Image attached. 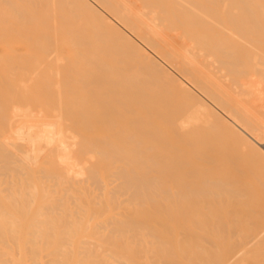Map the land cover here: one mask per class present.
<instances>
[{
    "label": "bare ground",
    "instance_id": "obj_1",
    "mask_svg": "<svg viewBox=\"0 0 264 264\" xmlns=\"http://www.w3.org/2000/svg\"><path fill=\"white\" fill-rule=\"evenodd\" d=\"M195 1L0 0V254L11 255L4 264H26V255L32 264L263 260L264 107L261 115L257 109L264 93L257 78L264 77V42L250 33L264 26L252 28L249 16L250 28L220 21L217 43L215 24L211 32L202 25L213 36L201 38L195 24L198 40L189 31L199 20ZM241 2L254 16L247 4L257 2ZM167 30L192 43L174 44ZM209 60L219 65L209 68ZM240 61L254 67L249 78L252 69ZM220 65L239 77L222 68L216 74L227 78L217 82L209 74ZM212 80L225 83L215 91ZM87 81L109 87L86 93ZM227 81L239 83L228 87L234 96L257 97L255 113L245 92L253 111L245 99H231ZM236 100L244 105L235 108Z\"/></svg>",
    "mask_w": 264,
    "mask_h": 264
},
{
    "label": "rangeland",
    "instance_id": "obj_2",
    "mask_svg": "<svg viewBox=\"0 0 264 264\" xmlns=\"http://www.w3.org/2000/svg\"><path fill=\"white\" fill-rule=\"evenodd\" d=\"M135 1H136V2H135ZM194 1H195V0H194ZM196 1H197V0H196ZM196 1H195V6H196V5H198V6H196V7L194 6V7H195V8L199 7V11L197 12V10H196L194 7H193V8H190L193 12L196 10L195 12L197 13V14H196V15H197L196 18H195L194 15H192L191 17H192V18L194 17L196 20L199 19V20L197 21L198 24H197V22L194 23L195 21L192 22V23H190L191 20L189 21V23H190L189 25H190V26H191V24L194 23V25L191 26V27L189 28V31L191 30L190 32L193 31V32L195 33V34L191 33L193 37L197 35L196 32L194 31L195 28H198V30L196 29V31H198V33H202V34H203V36H202V34H201V35L198 34V35L200 36V38H201V37H205V36H207V37L210 36V37H211V35L213 36V34H214L215 36H214V37H211L212 41L216 38V39H215V42H217L216 40H218V42H219V35H222V34H220V32H222L221 30H222V28H223V27L221 28L222 25H220V23H221V24H224L225 22H223V21H226V23L224 24L225 27H230L231 25L234 26V25H236L237 22H238V25H236V27H242V28H250L251 26H252V28H254V27H260V25H261V27L264 26V17H262V16L260 17V16L258 15L259 12H260V15L264 13V11H263V10H264V7H263L264 5H263V6L260 5L261 8L258 6L260 3H261V4H264V0H261L260 3H258L259 0H252V1L257 2V3H255V5H257L258 7H257V6H254L253 4H252V5H253V6H252L250 3L247 4V7H249V6L252 7L253 10L251 9V7H249V8H250V11H252L251 13H252L254 16H251V15L249 14V11L247 12V14H244V13H246V12H242V11H245L244 6H243L244 4L241 5V7L238 5L241 1H242L241 3H244V2L246 3V1H248V2L250 1L251 3H254V2H252L251 0H246V1H245V0H244V1H243V0H241V1H240V0H219V1H218V0H211V1H210V0H199V1H197L198 3H196ZM201 1H203V2H201ZM217 1H218V2H217ZM221 1L224 2V3L222 4ZM239 1H240V2H239ZM133 2L135 3L136 6H139V7H140V5H141L140 2H141V0H139V1H138V0H133ZM138 2H139V3H138ZM142 2H143V1H142ZM204 2H205V3H204ZM209 2H211V3L208 4ZM216 2H217V3H216ZM220 2H221V3H220ZM225 2H226L227 4H225ZM231 2H232V4H230V6H228V5H229L228 3H231ZM199 3H201L200 6H199ZM206 3H207V4H206ZM237 3H238V4H237ZM142 4H143V3H142ZM202 4H203V5H202ZM223 5H226V6H223ZM141 6H142V5H141ZM202 6H203V8H202ZM207 6L210 7L211 9L208 8ZM237 6H238V7H237ZM245 6H246V5H245ZM224 7H225V8H224ZM212 8H213V9H212ZM216 8H217V9H216ZM234 8H235V10H233ZM238 8H240V9H238ZM241 8H242V10H241ZM245 8H246V7H245ZM262 8H263V9H262ZM203 9H204V10L206 9L207 11L203 12ZM208 9H209V11H208ZM215 9H216V10H215ZM222 9H223V10L225 9V10H224V11H225L224 13H223V10H222ZM228 9H230V10H228ZM254 9H255V10H254ZM256 9H257V11H258V9H259V10L261 9L262 12L259 11V12L256 13ZM191 10H189V12H190ZM201 10H202V11H201ZM218 10H219V13L217 14V11H218ZM238 10H239L240 12H239ZM211 11H212V13H211ZM228 11H229V12H228ZM231 11H232V12H231ZM246 11H247V10H246ZM254 11H255V12H254ZM207 12H208L209 15H213V16H217V15H218L219 18H218V17H214V18H215V20H214L213 17L210 16V17H212L211 20H210V17H208V15H206V16H204V17L207 18V19L205 20V18H204V19H203V18H200V16L202 17V15H198V13H199V14H200V13H201V14L204 13V15H205V14H207ZM210 13H211V14H210ZM226 13H227V14H226ZM238 13H239V14H238ZM191 14H192V12H190V15H191ZM193 14H195V13H193ZM240 14H241V15H240ZM229 15L232 16V17H229ZM236 15H237V17H236ZM198 16H199V18H198ZM241 16H242V17H241ZM243 16H244V17H245V16H249L248 19H249V20L252 19V22H253L255 25H254V24H251L252 22L249 21V20L247 19V17H246L247 20H246L245 18H243ZM250 16H251L252 18H250ZM263 16H264V14H263ZM253 17H256L257 19H260V22H258V23H261V24H257L258 26H256V22H257L258 20L253 21V20H255V18H253ZM194 18H193V19H194ZM216 18H217V19H216ZM225 18H226V19H225ZM189 19H190V18H189ZM193 19H192V20H193ZM195 19H194V20H195ZM201 19H203V20H201ZM229 19H230V20H229ZM234 19H235V20H234ZM237 19H238V20H237ZM242 19H243V20H246V21H243ZM204 20H205V21H204ZM213 20H214V21H213ZM218 20H219V21H218ZM202 21H203V22H202ZM216 21H218L217 24L220 26V28H219V26L217 27ZM220 21H221V22H220ZM240 21H241V24H242L243 26L240 24ZM248 21L250 22L251 26L249 25V22H248ZM199 22H200V24H201V23H202V24L200 25ZM210 22H211V23H210ZM219 22H220V23H219ZM244 22H245V23L248 22V24L244 25V24H243ZM195 24L198 25L199 27H197ZM207 24H208V25H207ZM212 24H213V25L215 24L214 27H216V28H214L213 26H211ZM226 24H227V25H226ZM228 24H229V26H228ZM233 24H234V25H233ZM202 25H204V26L206 25L207 27H206V26H205V27H206L207 29H210V30H209L210 32H211V30L214 28V29H213V32H211V33H213V34H211L209 31H208V32L210 33V35H209L208 32H204V31H207V29H206L204 26H202ZM194 26H196V27L194 28ZM208 26H210V27H208ZM244 26H246V27H244ZM247 26H249V27H247ZM192 27L194 28V30L192 29ZM202 27H203V28H202ZM211 27H213V28L211 29ZM234 27H235V26H234ZM167 31H168V30H167ZM167 31H166V32H167ZM180 32H181V31L178 30V31H176V33H175V31H173V32H169V31H168L167 33H168V37L170 36L169 39H171V40L173 41L174 44L177 45V44L179 43V41H180V45L182 46V44H186V43H188V42H190V41H188L187 38H185V37H184V38H181L180 35H179ZM206 33H208V35H204V34H206ZM257 33H258V32H257ZM257 33L255 32V33H250V34H251V35H252V34H253V35L255 34V36H254L255 38H258V37H259L258 40H261V44H262V43L264 42V40H262V39H264V37H263V36H264V34H263L264 32H262V33H258V34H257ZM170 34L173 35V36L171 37ZM177 34H178V35H177ZM217 34H218V35H217ZM260 34H262V36H261ZM198 35H197V36H198ZM257 35H258V36H257ZM178 36H179V37H178ZM192 36H191V37H192ZM197 36H196V37H197ZM199 36L197 37L198 40H200ZM223 36H224V35H223ZM225 36H226V35H225ZM217 37H218V38H217ZM179 38H180V39H179ZM185 39H186V40H185ZM205 39H206V38H205ZM207 40H208V39H207ZM207 40H205V41H207ZM230 40H231V39H229V40H225V41L228 42V41H230ZM212 41H211V42H212ZM231 41L234 42L233 40H231ZM231 41H230V43H231ZM218 42H217V43H218ZM190 43H192V42H190ZM190 43H189V44H190ZM212 43H213V42H212ZM217 43H216V44H217ZM262 47L264 48V43L262 44ZM72 51H73V49H72ZM109 54H111V53H109ZM239 54H240V53H239ZM158 55H159V54H158ZM159 56L161 57V55H159ZM240 56H241V57L243 56V59H245V58H244V55H242V53L240 54ZM241 57H240V59H241ZM236 58L238 59V58H239V55H237V57L235 56L234 59H236ZM223 59H224V58H223ZM225 59H226V58H225ZM228 59H229V58H228ZM228 59H227V60H228ZM240 59H238V60H240ZM243 59H242V60H243ZM230 60H232V62H231L232 64H230V63H228V64H229V65H232V66L234 67L233 63H235V62L233 61V58H232V59L230 58ZM210 61H211V60H209V63H208V64H209V66H208L209 68H210V65H213V67H215L214 64H215V65L218 64V63L216 64V62L213 63V64H211ZM214 61H215V60H214ZM235 61H236V60H235ZM110 62L113 63V61H110ZM243 62H244V61H242V63H241V61H240V63H241V64L243 65V67H244L246 63H243ZM114 63H115V62H114ZM220 63H221V62H220ZM237 63H238V62H237ZM240 63H239V65L242 66ZM208 64H205V65H203V66H207ZM221 64H222V63H221ZM79 65H81V63H80ZM218 65H219V64H218ZM224 65H225V64H224ZM132 66H133V63H131V64L129 63V64L127 65V67H128L129 69H131ZM134 66H135V65H134ZM203 66H202V68H203L204 70L206 69L205 71H206L207 73H208V72H211V69H209L208 67L205 68V67H203ZM226 66H227V65H226ZM251 66H252V65H251ZM80 67H81V66H80ZM135 67H136V66H135ZM135 67H134V68H135ZM220 67H221V68H219L220 70H219V71H216L215 74H216L217 72L222 73L223 69H224V71H223V74H224V73H226L225 70H226V71L228 70V69H226L225 67H223L222 65H220ZM237 67H238V65H237ZM249 67H250V65H249V66L247 65V68H246V66H245L244 69H246L247 71H249V70H250V69L248 70ZM263 67H264V66H263ZM263 67H262V68H263ZM128 68H127V69H128ZM202 68H201V70H202ZM211 68H212V66H211ZM222 68H223V69H222ZM228 68H229L230 70H232V67L228 66ZM234 68H235V67H234ZM240 68H241V67H240ZM250 68H251V67H250ZM127 69L125 70V72H126V71H128V72H129V71L133 72V70H129V69L127 70ZM137 69H138V68H137ZM137 69H136V70H137ZM207 69H209L210 71H209V70L207 71ZM214 69H216V68H214ZM241 69H243V68H241ZM251 69H252V70H251L250 72H251L252 74H251L250 72H249V75L246 74V77H248V78L254 74V73H253V72H254V71H253V70H254V67L251 68ZM263 69H264V68H263ZM134 70H135V69H134ZM201 70H200V72H201ZM212 70H213V69H212ZM205 71H203V72H205ZM128 72H127V73H128ZM206 72H205V73H206ZM227 72H228V71H227ZM244 72H245V71H244ZM123 73H124V72H123ZM129 73H130V72H129ZM229 73L232 74V73H234V71H233V72H232V71H231V72L229 71L228 73H226V74H224V75H225V76H226V75H227V76H228V75L230 76ZM245 73H247V72H245ZM245 73H244V75L241 74L242 76H241V75H240V76H241L242 78H243V77L246 78V77H245ZM210 74H211V73H210ZM210 74H209L210 77L213 76L214 78H217L218 76H220L222 80H223V78H224V76H223V78H222V75H221V74H216V75H217L216 77H215L214 72H212V74H214V75H212V74L210 75ZM234 74L236 75L237 73L235 72ZM181 75H183V74H181ZM198 75H199V74H198ZM198 75H196V76H198ZM206 75H207V77H208V74H206ZM237 75H238V74H237ZM237 75L235 76L236 79H237V77H239V75H238V76H237ZM262 76H263V74H262ZM262 76H260V78H259V77L257 78V82H258L257 84L260 86V87L258 86L257 89H258V91L264 93V90H263V89H264V81H263V80H264V79H263L264 77L262 78ZM183 77L186 78L187 81H190V80H188L187 77H185V76H183ZM199 77H202V75H199ZM203 77H205V74H204ZM220 77H219V79H220ZM230 77L233 78L234 75L232 74V76H230ZM230 77H228V79H227L228 81H229V78H230ZM235 77H234L233 79H235ZM98 78H99V76H98ZM103 78H105V77H103ZM225 78H227V77H225ZM225 78H224V80H225ZM88 79H89V78H88ZM99 79H100V78H99ZM105 79H106V78H105ZM209 79H210V78H209ZM209 79L207 78V80H209ZM211 79H213V78H211ZM211 79H210V80H211ZM217 79H218V78H217ZM217 79H215V80H217ZM219 79L217 80V82L220 81ZM230 79H231V78H230ZM84 80H85V78H84ZM90 80L93 81V79H90ZM90 80H89V81H90ZM102 80H103V79H102ZM231 80H232V79H231ZM89 81H87L88 83L86 84V83H85L86 80H85L84 85H81L83 91L85 90V92H86L87 90L93 89V87H94V89L92 90L93 92H95V91L97 92L98 90H100V91H102V92H105V91H106V88L109 87V86H107V85H106L107 87H102V86H105V85H103V84L101 83V82L104 83V80L101 81V82H99V87H100V89H98V86H97V84H96L97 82H96V83L93 82L92 84L89 85ZM228 81H227V82H228ZM242 81H243V79H242ZM262 81H263V82H262ZM190 82L192 83V80H191ZM207 82H208V83H207ZM207 82H206V83H207L208 85H209V83L211 84V83L213 82V84H211V87H212V88L214 87L213 89H214L215 91H217V89L221 86L220 84L222 83V81H221L220 84H219L220 86H219L218 84H216V85H218V87H217V89H216V88H215L216 85L214 86L215 82H214L213 80H212V82H209V81H207ZM227 82H226V83H227ZM233 82H234V81H233ZM233 82L230 81L231 84L228 82L230 85H229V84H226V87H223V88H225V89L227 90V88H228L229 86H230V88H231V86H232V88H233V86L236 87V86H235L236 84H237V86L239 85V83H236V82H235V84H234ZM223 83H225V82H223ZM223 83H222V84H223ZM232 83H233V84H232ZM94 84H96V85H94ZM101 84H102V85H101ZM105 84H107V83L105 82ZM193 84H194V82H193ZM109 85H110V84H109ZM194 85H195V84H194ZM212 85H213V86H212ZM92 86H93V87H92ZM206 86H207V85H206ZM206 86H205V88H206L207 90H210V92L213 90V89H211L210 86H209L210 89H209V87L207 88ZM222 86H224V85H222ZM95 87H96V88H95ZM223 88H222V89H223ZM230 88H228V89H229L228 92H231V93H229V94H232L233 97H232V95H231V96H230L229 94H228V95L231 97V99H236V97H237V95H236V94H237L236 91L239 90V89H238L239 87H237L236 90H234V92L236 93L235 96H234V94H233V92H232V90H233L234 88H233L231 91H230ZM237 89H238V90H237ZM220 90H221V89H220ZM220 90H218V92H220ZM240 90H241V88H240ZM262 90H263V91H262ZM46 91H47V89H46ZM92 91H91V92H92ZM215 91H212V92H215ZM87 92H90V91H87ZM87 92H86V93H87ZM93 92H92V93H93ZM96 92H95V93H96ZM210 92L208 91V95H211V94H212V93L209 94ZM222 92H223V91H221V93H220V97H221L222 95H224L223 97H226L227 95L225 96V94H222ZM225 92L228 93L227 91H225ZM239 92H240V91H238V93H239ZM244 92H245V91H243V93H244ZM223 93H224V92H223ZM243 93L241 92L240 94H243ZM47 94L49 95L50 93L47 91ZM102 94H103V93H102ZM216 94H217V93H215V95H216ZM221 94H222V95H221ZM240 94H238V97H241ZM245 94L247 95V92H245ZM245 94H244L243 97H241L240 99H242V98L245 99V100H244L245 102H243V100H242V102L245 103V106H248V105H247V102H246V99H247L248 97H250V96L247 95L248 97H246ZM215 95L211 98V100L215 97ZM100 96H101V95H100ZM211 96H212V95H211ZM216 96H217V98L219 99L218 94H217ZM229 96H228V97H229ZM251 96H252V97H250V98L247 99L248 101H249V99H250V101H251V102H249L250 106H251L254 102H255L254 104H256V105H260V103H259L260 101L257 99V97L255 98V96H253V95H251ZM49 97H50V95H49ZM209 97H210V96H208V98H209ZM228 97H227V98H228ZM234 97H235V98H234ZM238 97H237V98H238ZM245 97H246V98H245ZM100 98H101V97H100ZM214 99H215V98H214ZM222 99H223V98H221V100H220L219 102H222ZM224 99L227 100L226 103H227L228 101H232V100H230V99H229V100L226 99V98H224ZM100 100H101V99H100ZM216 100H217V99H216ZM237 100H239V98H238ZM237 100H236V103H239ZM234 101H235V100H234ZM217 102H218V101H217ZM228 103H229V105L227 104V105H225V106H228V107L230 106L231 108L234 107V106L232 107V105L230 104V103H232V102H228ZM243 103H239V104H238V107H235V108H239V107H240V104H241V106H242ZM233 104H234V103H233ZM254 104H253V105H254ZM235 105H236V104H235ZM243 105H244V104H243ZM261 105H263V106H261V107L258 106V108H260V109H257V110H258L257 112H260L259 110H261L262 107H264V104H263L262 102H261ZM236 106H237V105H236ZM250 106H248V107H250ZM228 107H226V108L228 109ZM254 107H255V105H254ZM235 108H234V109H235ZM250 108H251V107H250ZM252 108H253V107H252ZM252 108H251V109H252ZM227 109H226V110H227ZM251 109H250V113H249V114H252L251 112L253 111L254 108L252 109V111H251ZM263 109H264V108H263ZM263 109H262L261 112H264ZM229 111H230V108H229ZM234 112H235V111H234ZM255 112H256V107H255V111H254V113H255ZM261 112H260V115L262 114ZM236 113H237V112H236ZM239 114H240V113H239ZM239 114H238V115H239ZM238 115H237V116H238ZM240 115H241V114H240ZM252 115H253V114H252ZM260 115H259V117H260ZM242 116H243V115H242ZM242 116H241V117H242ZM254 116H255V115H254ZM254 116H253V117H254ZM256 116H257V115H256ZM259 117H258V118H259ZM243 118H246V117L243 116ZM258 118H257V120H256V118H255L254 121L252 120L253 122L251 121V122L253 123V125H257V124L259 125V122H258V123L256 122V121H259V120H260V119L258 120ZM245 121H246V120H245ZM262 121H263V117H262ZM251 122H250V123H251ZM252 123H251V124H252ZM256 123H257V124H256ZM261 123H262V122H261ZM261 123H260V124H261ZM263 124H264V123H262V128L264 127ZM259 126H260V125H259ZM259 126H258V127H259ZM255 128H256L255 130H257V126H256ZM262 128H261V129H262ZM261 129L258 128V131H255V132L258 133L259 130H260V133H261V132H262ZM262 130H264V128H263ZM262 133H264V132H262ZM220 134H221V133H220ZM220 134H219L218 136H220ZM221 137H222V139L224 140V142L227 141V140L224 139V138H226V137H223V135H221ZM221 137H220V138H221ZM214 138H215V137H214ZM214 138H211V139H214ZM217 138H218V137H217ZM263 138H264V137H263ZM226 139H228V138H226ZM218 140H221V139L218 138ZM263 140H264V139H263ZM223 144H224V143H223ZM227 144H228V143H226L225 145H227ZM252 177H254V176L251 175V174L248 175V179L251 180ZM247 237H248V236H247ZM247 237H246V240H247V239H250V238H247ZM249 237H251V239H252V236H249ZM247 241H249V240H247ZM254 242H255V239H253L252 241H250V242L248 243V246L251 245V243L254 244ZM248 246H247V247H248ZM0 253H1V252H0ZM239 253H240V252H239ZM237 254H238V253H237ZM237 254H236V256H237ZM245 255H246V254H245ZM248 255H250V256H249V258H250L251 255H253V254H252V253H251V254L248 253ZM254 255H255V254H254ZM259 255H261V254H259ZM10 256H11L10 254H3V255L0 254V264H4V262L1 261V260H8V259L11 258ZM239 256H241V255H239ZM16 257H17V258H18V257H21V255H18V256H16ZM25 257L27 258L26 264H32V263H33V259H32V256H31V255H26ZM242 257H243V256H242ZM245 257L248 258V256H245ZM256 257L258 258V256H256ZM236 258H237V257H236ZM247 258H246L245 261L249 262V261L247 260ZM249 258H248V259H249ZM252 258L255 259V256L252 257ZM260 258H263V260L258 258L259 260H262V261H263V262L260 261L261 263L258 262L259 260H258V261H257V260H256V261L252 260V261L255 262V264H259V263H260V264H264V254H263V257L261 256ZM239 259L241 260V257H240ZM242 259H243V258H242ZM250 260H251V259H250ZM235 262H236V264H241V263H239V260H238V259H235ZM244 263L246 264V262H244ZM244 263H243V264H244ZM249 263H251V262H249ZM8 264H14V263L9 261ZM253 264H254V263H253Z\"/></svg>",
    "mask_w": 264,
    "mask_h": 264
}]
</instances>
